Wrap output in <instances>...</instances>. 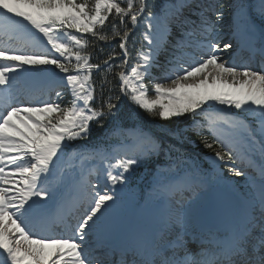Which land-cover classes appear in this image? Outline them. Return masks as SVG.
Segmentation results:
<instances>
[{"label": "snow or ice", "instance_id": "1", "mask_svg": "<svg viewBox=\"0 0 264 264\" xmlns=\"http://www.w3.org/2000/svg\"><path fill=\"white\" fill-rule=\"evenodd\" d=\"M140 29L129 66L127 45ZM0 36V264H264V69L235 64L244 51L264 62V0H0ZM87 36L118 40L123 57L120 95L104 98L105 76L99 106L92 73L111 72L115 55L103 69L92 63ZM136 109L190 118L200 135L208 128L212 141L202 143L219 149L211 169L222 178L227 167L249 185L238 214L192 198L208 184L182 149L186 129L160 137L124 128ZM106 121L132 143L90 150V126ZM161 157L149 200L162 210L152 226L108 222L116 186Z\"/></svg>", "mask_w": 264, "mask_h": 264}, {"label": "trees", "instance_id": "2", "mask_svg": "<svg viewBox=\"0 0 264 264\" xmlns=\"http://www.w3.org/2000/svg\"><path fill=\"white\" fill-rule=\"evenodd\" d=\"M94 2V0H88V3L89 4H92ZM114 22V17H110L108 23L106 24L105 26V31H110V27H111V24ZM140 31H142V29L139 30V32L134 36V40L136 43L139 42V39H140ZM87 39L89 40V43H91V48L92 49H95V50H98L99 52H104V53H107L108 52V48H104V47H101L100 45V41L92 38L91 36H87ZM114 42V41H112ZM118 44H115L114 45V50L116 51V49L118 48L117 47ZM111 82L112 84V81L109 80L108 81V84ZM114 87H115V80L113 81V90H114ZM151 117V116H150ZM152 120H156V121H161L159 118H153L151 117ZM175 123V120H170V121H167L166 124L171 126L172 124Z\"/></svg>", "mask_w": 264, "mask_h": 264}, {"label": "rangeland", "instance_id": "3", "mask_svg": "<svg viewBox=\"0 0 264 264\" xmlns=\"http://www.w3.org/2000/svg\"><path fill=\"white\" fill-rule=\"evenodd\" d=\"M3 37L2 36H0V40H2L3 41ZM225 58H227V57H225ZM249 194H250V192H248ZM116 195L118 196V193H116ZM119 198H120V196H119Z\"/></svg>", "mask_w": 264, "mask_h": 264}]
</instances>
